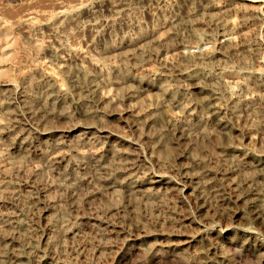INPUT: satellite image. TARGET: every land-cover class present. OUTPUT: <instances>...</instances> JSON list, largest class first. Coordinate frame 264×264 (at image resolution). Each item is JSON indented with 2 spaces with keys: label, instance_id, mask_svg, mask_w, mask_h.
I'll list each match as a JSON object with an SVG mask.
<instances>
[{
  "label": "rangeland",
  "instance_id": "374dc122",
  "mask_svg": "<svg viewBox=\"0 0 264 264\" xmlns=\"http://www.w3.org/2000/svg\"><path fill=\"white\" fill-rule=\"evenodd\" d=\"M0 264H264V0H0Z\"/></svg>",
  "mask_w": 264,
  "mask_h": 264
}]
</instances>
